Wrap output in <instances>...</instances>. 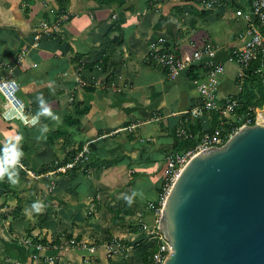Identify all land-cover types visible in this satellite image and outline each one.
Listing matches in <instances>:
<instances>
[{
    "label": "crops",
    "instance_id": "1",
    "mask_svg": "<svg viewBox=\"0 0 264 264\" xmlns=\"http://www.w3.org/2000/svg\"><path fill=\"white\" fill-rule=\"evenodd\" d=\"M163 2L0 0V78L9 75L16 81L27 112L39 120L34 125L6 121L0 96V161H5L8 150L15 146L23 153L18 162L43 174L83 147L89 149L87 160L75 166L78 168L41 178L27 175L18 164L3 167L0 264H64L57 254L67 250L82 253L86 259L96 252L104 256L110 243L115 244L109 250L112 252L120 248L116 243L129 247L127 241L135 233L122 227L133 224L139 228L144 223V212L150 210L146 204L158 200L167 157L175 153L176 131L191 121L182 112L197 98L187 71L171 79L150 60L151 42L163 37L188 59L194 43L212 39L198 29L208 15L193 14L195 0L176 16L171 13L177 8L167 9ZM227 7L234 8L222 2L209 10L215 11L216 18L234 21L226 20L230 26L223 32L226 52L218 53L219 43L212 39L217 46L213 60L223 65L233 61L242 30L235 13L226 16ZM59 20L55 31L33 46L40 24L52 26ZM116 25L121 36L116 31L106 34ZM189 29L193 33L186 37ZM24 50L27 53L18 62ZM103 57V68L89 67L101 64ZM192 69L198 78L205 66ZM227 70L224 67V73ZM76 73L82 83H73ZM235 74L232 82H236ZM233 88L221 81L219 97L237 94L239 88ZM84 107L87 111L81 113ZM151 192L153 198L148 196ZM128 200L132 202L131 214L120 212L122 219L112 218L107 208H121ZM104 234L109 236L107 241ZM32 237L61 243L38 246L31 242ZM138 237L144 238V233ZM98 240L103 243L96 247L92 242ZM71 256L68 254L69 259ZM64 258L68 264L67 256Z\"/></svg>",
    "mask_w": 264,
    "mask_h": 264
},
{
    "label": "water",
    "instance_id": "2",
    "mask_svg": "<svg viewBox=\"0 0 264 264\" xmlns=\"http://www.w3.org/2000/svg\"><path fill=\"white\" fill-rule=\"evenodd\" d=\"M163 264H264V125L192 155L163 200Z\"/></svg>",
    "mask_w": 264,
    "mask_h": 264
},
{
    "label": "built area",
    "instance_id": "3",
    "mask_svg": "<svg viewBox=\"0 0 264 264\" xmlns=\"http://www.w3.org/2000/svg\"><path fill=\"white\" fill-rule=\"evenodd\" d=\"M230 1L232 5H235V15L240 18L243 23L242 30L237 36L239 46L236 48L233 58L236 65V82L239 85V91H241L248 70H251L253 74L259 75L264 85V0H247L249 3V11L247 12L237 7L240 4V0H195V5L200 10L209 11L222 2ZM65 18H61V21L65 20ZM59 22L60 20L52 26H49L48 22L41 23L40 30L33 37V46H36L43 36L48 35L50 32H54ZM192 47L193 49L190 57L185 59L175 46H172L169 42L166 43L163 37H159L151 42L149 51L150 60L157 66L164 68L171 79L179 74L185 73L189 68L205 66L203 74L193 80L197 90L196 101L190 108L182 113L191 120L203 121L204 124L207 123V120L209 117L211 118L212 115H216L218 118V125L208 130L202 128L200 133L197 134L198 142L194 148L183 153H172L167 157V170L164 180L170 182V185L180 169L192 155L205 148L222 145L234 132L244 125H264V112L261 111L263 120L259 121L258 117L261 113L257 111V109H254L255 107H249L246 114L242 115L241 118L236 114V109L241 103L238 93L232 96L219 97L218 88L224 73V65L220 61L213 60V56L216 54L217 50L216 44H214L211 39L206 38L199 42V45L194 43ZM26 53L27 50L22 51L17 61L21 62ZM201 59H204L202 64L200 62ZM73 83H82L78 73L74 75ZM18 91L19 85L11 76L8 75L4 78H0V96L3 99L2 117L6 121L13 119L19 120L25 125L36 124L39 121L37 116L30 115L27 112L23 101L18 95ZM228 118L234 121L231 123H235L237 119H240L242 123L239 127H235L234 124L227 129L223 128V123H227V121L225 122L223 120ZM187 132L188 129L186 126H181L177 130L176 135L178 137L188 136L191 138L192 135ZM88 152L89 149L85 146L80 152L73 155L71 160L56 165L46 170L43 174L31 172V170L27 169L21 162L17 164L27 175L33 178H41L43 176L71 170L75 166H78L81 161L87 160ZM5 165L8 164L4 161H0V167L3 168ZM166 194L167 192H164L163 197H161L157 203L149 202L147 204V207L157 215L155 227L151 228L145 223L139 225L141 231L144 233L143 239L150 242V245L154 244L157 246L151 256V264H163L172 250L169 240L158 227L161 207ZM74 244L75 242L71 240L70 245ZM81 244L83 247H86L83 243ZM113 245L115 244L110 243L109 248H107L110 250ZM116 245L120 248H125L122 244L116 243ZM89 251L93 252L94 249L90 248Z\"/></svg>",
    "mask_w": 264,
    "mask_h": 264
},
{
    "label": "rangeland",
    "instance_id": "4",
    "mask_svg": "<svg viewBox=\"0 0 264 264\" xmlns=\"http://www.w3.org/2000/svg\"><path fill=\"white\" fill-rule=\"evenodd\" d=\"M193 0H164V6L165 8L169 9V7H173V8H177V11H175L174 13H171L172 15L176 16L177 14H180L181 11L187 7L190 6L188 3L191 2ZM232 2H227V4L230 6ZM240 8L244 9L246 12L249 11V3L247 0H240ZM224 4V3H223ZM227 6V5H226ZM178 7H180L181 10L178 9ZM233 7L235 8V5H233ZM234 8H230L227 7V9L225 10V14L226 16H230L231 14H234L235 10ZM197 8L194 6V12L193 14L197 15L198 17H202L200 15V9L198 8V11L196 10ZM189 11H191V9H189ZM215 11L213 10V12H211V14H209L207 17V19H204L203 21L199 22L198 25V29L202 30L203 32H205L207 35L210 36V38H212L213 40L217 41L219 43V49H218V53L223 54L224 52H226L227 47L225 45H223L224 42V37H223V32L229 29V24L227 23V19L225 17L224 19H221V17H217L216 13H214ZM206 17V16H204ZM239 20V22L241 23V26H243V23L241 21L240 18H237ZM230 21V24H233L234 21L231 19H228ZM238 22V23H239ZM240 26V27H241ZM238 29L235 28L234 31ZM190 30V29H189ZM241 31V30H240ZM193 33V31H189L186 35V37H188L189 35H191ZM211 39V40H212ZM225 44V42H224ZM181 49H185L182 46H180ZM217 55V54H215ZM230 65V66H229ZM224 67H226L228 70L227 72L223 73L222 77H221V81L226 83V86H228L229 89H232V84L234 85V89L239 88V85L237 82H232V78L233 75L236 73V65L234 63V61L230 60L227 63H224ZM229 79V80H228ZM244 92H246L249 88L250 85H246L244 87ZM254 94H255V98L254 100H259L260 98L263 99V103H264V96H263V92L261 93L260 91H257L256 88L253 89ZM254 109H257V111H259L260 113L264 112V104H262L261 106H256ZM262 111V112H261ZM246 112L241 113L240 115H238L240 118L242 115H245ZM262 115V114H260ZM223 121H227L229 122L227 123H223L222 127L223 128H228L229 126L234 125L235 127H239L240 124L242 123V121H240V119H237V121H235V123H231L234 122L232 121V119H225ZM187 123V121H185V124ZM170 186V182H167L166 180H164L163 184L160 186V192H159V197L158 200H160L161 197H163L164 192H167L168 188ZM148 196H150V198L154 197V193L151 192ZM157 200V201H158ZM157 201H155L157 203ZM149 203V202H148ZM147 203V204H148ZM146 204V206H147ZM148 208V207H147ZM149 209V208H148ZM147 209V210H148ZM145 219H144V223L147 224L149 227L153 228L156 225V218L153 214V212L151 210L149 211H145ZM147 217H149V219H147ZM152 217V219H151ZM132 226H124L122 227L123 229H128V233L134 232V228H138L137 226H134L133 224H131ZM135 233V232H134ZM141 234V233H140ZM140 234L135 233L134 236H132V238L130 240H128V244L129 247L127 246V244H125V248H118L117 252L115 251H109V250H105V254H102L104 256H100L96 253H91L90 255L88 254L87 256H89V259H86L82 253L76 252L73 253L75 251H63V252H59L57 255L59 257H62L63 259V263L66 264V262L64 261L65 258L67 256L68 259V264H74L73 262L79 261L76 264H141L142 260H141V253L142 251H144L146 248L150 247V244H146V241L142 238V237H138ZM103 235V234H102ZM106 235V236H105ZM138 235V236H137ZM104 239L107 241L109 239V236L107 237V234H104ZM92 243H96V247H99L100 244H102L103 242H101L100 240L93 241ZM66 246V244H65ZM64 246V247H65ZM89 246V245H88ZM115 252V253H114ZM117 253V254H116ZM68 254H72L71 259L68 258ZM108 254H112V256H107ZM114 254H116V256H114ZM118 255L120 257H118Z\"/></svg>",
    "mask_w": 264,
    "mask_h": 264
},
{
    "label": "trees",
    "instance_id": "5",
    "mask_svg": "<svg viewBox=\"0 0 264 264\" xmlns=\"http://www.w3.org/2000/svg\"><path fill=\"white\" fill-rule=\"evenodd\" d=\"M210 13L211 12H209V11H201L202 17L207 16ZM113 31L119 32V36H121V31H120L119 25L112 26L106 34L111 33ZM105 61H106L105 57H103L101 64L95 63V64L90 65L89 67L92 68V67L101 66L103 68L104 67L103 63H105ZM192 68H189L186 74L188 77H190L192 80H194V79H196L197 76L193 72ZM248 84L250 85V88L246 92H244V89H245L244 87ZM255 88L257 91H260L261 93L263 92V96H264V85L261 82L260 76L257 74H253L251 70H248L247 76L243 82L241 91L238 92V95L240 96V99H241V101H240L241 103H240V106L236 109L237 115H240L243 112H247L249 107H256V106L258 107V106H261L262 104H264L262 98H260L259 100H254L255 94H254L253 89H255ZM86 111H87V109L84 107L81 110V113H85ZM229 119H231V118H229ZM192 121L193 120H191V121L187 120V123L184 125L188 129L187 133L192 135L191 138L188 136L178 137L176 135L177 134V131H176L175 136L177 137V141L173 146L175 153H183L189 149L194 148L198 142L197 134L200 133L202 128H205L206 130H208V129H212L213 127L218 125V118L216 115H212L211 119L207 121L208 123H205V124L203 123V121H193V122ZM228 123L229 122H227V124ZM75 154H77V153H75ZM75 154H73V155H75ZM73 155L69 156L65 160V162H67L68 160H71ZM79 164H81V163H79ZM166 167H167V160H166ZM75 168H78V167H74L72 169H75ZM159 192H160V189H159ZM131 206H132V202H131V200H128L123 204V206L121 208L112 209V208L108 207L107 211L112 216V218L116 217L117 220H120V219H122L121 217H119L120 212H123L124 214H127V215L131 214L129 211V208ZM134 229H135L134 230L135 233H142L140 227L134 228ZM27 234L29 235L30 231H28ZM78 240H79V238H78ZM31 242L35 245H42V246H54V245L58 246L61 243L60 240H58V239L55 241L49 242L44 237L41 239H38L37 237H32ZM156 248H157L156 245L151 244L150 247H148L144 251H142V253H141L142 263L141 264H151V256L154 253V250Z\"/></svg>",
    "mask_w": 264,
    "mask_h": 264
},
{
    "label": "clouds",
    "instance_id": "6",
    "mask_svg": "<svg viewBox=\"0 0 264 264\" xmlns=\"http://www.w3.org/2000/svg\"><path fill=\"white\" fill-rule=\"evenodd\" d=\"M23 155L22 151L18 152L15 148V146L10 147V149L8 150L6 157H5V163L8 165H16L18 163V158ZM5 171L4 168L0 167V179H2L3 176V172ZM17 176V173H16ZM13 180V182L15 183V179H10ZM34 207L36 208V205H34ZM37 210H39L37 208Z\"/></svg>",
    "mask_w": 264,
    "mask_h": 264
},
{
    "label": "bare ground",
    "instance_id": "7",
    "mask_svg": "<svg viewBox=\"0 0 264 264\" xmlns=\"http://www.w3.org/2000/svg\"><path fill=\"white\" fill-rule=\"evenodd\" d=\"M261 114H262V113H261ZM258 120H259V121L263 120V115H260V114H259Z\"/></svg>",
    "mask_w": 264,
    "mask_h": 264
}]
</instances>
